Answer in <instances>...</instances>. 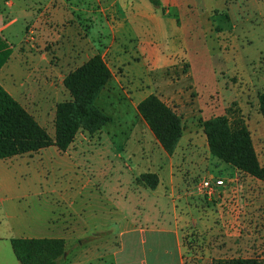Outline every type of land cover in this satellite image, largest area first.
Segmentation results:
<instances>
[{
	"label": "rangeland",
	"instance_id": "obj_1",
	"mask_svg": "<svg viewBox=\"0 0 264 264\" xmlns=\"http://www.w3.org/2000/svg\"><path fill=\"white\" fill-rule=\"evenodd\" d=\"M38 2L45 5L46 0ZM3 3L0 0V8H3ZM235 25L234 40L237 47L240 46L233 53L243 59L242 64L246 62L245 66L236 64L235 68L230 66L228 70L223 66L217 72L218 82L199 67L193 71L195 80H198L197 90L202 94L200 99L207 102V107L203 108L204 116L196 117L195 120L197 135L194 144L202 154L199 121L221 115L231 122L242 119L250 132L258 161L264 166V123L257 99L264 91V50L254 58L250 55L252 44L248 43L245 45L244 59V48L238 36L241 28L252 26L264 30V17L257 13L249 20ZM18 28L19 25H15L12 35L4 36L14 52L25 37L23 34L26 27L23 32L18 31ZM29 37L26 36L28 40L23 41L22 49L29 45ZM226 45V51L230 54L231 44ZM213 51L216 57V45ZM12 62H16V57ZM51 63H54L53 59ZM168 76L172 83L177 81L176 74L171 72ZM38 81V86H32L27 92L13 85V94L48 135L53 137L52 115L57 104L69 100V94L58 81L52 83L51 79L49 82L43 70L38 75ZM185 91L188 101L198 96L192 88ZM180 98L168 91L162 99L178 113ZM97 106L100 108L101 102ZM104 111L111 122L102 128V136L101 133L90 135L80 130L64 154H57L54 147H49L38 153L0 161V234L7 226L19 225L39 231L40 234L35 235L55 237L62 228H68L66 235H69L70 242L74 240L73 248L68 244L69 257L74 258L82 235L89 236L94 231L110 229L107 240H100L102 245L107 244L103 249L106 256H110L114 251L112 244L117 239L114 238L118 235L117 230L137 217L142 223L155 218V215L148 217V211L155 213L153 207L148 205V199H140L135 193L131 196L130 186H127L128 178L137 174L142 167L138 164V156H141L139 145L143 149L144 158L151 157L153 162L157 159V166L161 161L163 171L160 177H165V187L172 195L170 207L174 206L177 218L180 219L183 264H211L212 260L223 258H258L264 261L263 182L239 173L225 163H219L216 167L220 169L212 172L215 174L214 180L219 183H215L216 194L209 200L198 190L200 182L209 176L206 171H196L191 166L192 160L186 161L183 157V163L180 166L175 164L176 167L169 175L168 162L160 156L161 149L154 137L149 138L144 134L140 136L135 131L136 128L139 131L140 124L131 104L115 101L106 105ZM179 115L186 129L188 121L184 120V115ZM126 126L131 129L130 133L125 130ZM127 141L128 148L122 149L121 145L127 144ZM132 150H136L133 152L134 157L130 152ZM126 197L128 200L123 199ZM132 250L133 246L126 242L124 253L118 255L119 264ZM153 252L160 256L158 249H153ZM170 253L168 261L176 264L175 253ZM150 256L146 250L148 264ZM103 264H111V258H107Z\"/></svg>",
	"mask_w": 264,
	"mask_h": 264
},
{
	"label": "crops",
	"instance_id": "obj_2",
	"mask_svg": "<svg viewBox=\"0 0 264 264\" xmlns=\"http://www.w3.org/2000/svg\"><path fill=\"white\" fill-rule=\"evenodd\" d=\"M1 1L4 3L3 8H0V36L4 39V36H11L15 25H19L20 32L26 27L23 41L27 39L26 36H30L29 45L22 49V41L16 52L11 49L8 61L0 69V85L15 100L13 85L16 84L26 92L31 90L32 86H38V75L42 70L49 82L52 79V83L58 81L62 85L68 73L90 58L100 55L111 73V78L95 102L96 106L101 102V107L97 106L100 110L105 113L104 107L115 101L128 102L135 110L136 120L140 124L139 131L137 128L135 131L140 136L144 134L150 138L153 135L138 115L137 106L149 95H155L163 101L166 92L172 91L178 98L181 97V106L178 113L176 109L170 108L177 115H184L188 124L172 156H168L158 144L163 151L160 150V156L168 162L169 175L176 167L175 164L180 166L183 163V157L186 161L192 160L191 166L196 171H206L212 177L215 175L212 172L220 169L216 166L223 162L209 153L201 126L202 154L194 144L197 135L195 120L196 117L204 116L203 108L207 107V102L200 99L202 94L197 90L198 80H195L193 71L199 67L218 82L217 72L223 66L227 70L230 66L235 68L236 64L245 66L246 62L242 64L243 59L233 53L240 46L237 47L234 40L235 24L247 21L257 13L264 17V0H159L164 12L156 9L149 0H46L45 5L38 0ZM239 31L244 59L245 45L248 43L252 44V57L261 55L264 50V30L251 26ZM226 43L231 44L230 54L226 51ZM215 45L218 51L216 57L213 54ZM15 57L16 62L13 64L12 59ZM52 59L54 63H51ZM171 72L178 76L174 83L168 76ZM187 88L196 90V99L186 100ZM125 130L131 132L127 126ZM97 133L104 135L103 129ZM128 145L129 141L121 145V148H128ZM138 150L141 151L138 164L142 167L137 174L128 178L127 186H130L131 196L135 193L140 199H148V205L155 212L148 211V217L155 215V218L142 223L137 217L117 230L118 235L114 237L117 239L112 244L114 251L110 256L104 253L103 248L107 244L102 245L100 241L107 240L110 229L94 231L89 236L82 235L80 243L76 244L77 255L70 258L68 244L73 248L74 240L69 241L70 237L66 235L68 228H62L55 237H46L35 235L40 234L36 229L18 225L7 226L0 234V264H19L10 245V239L14 238L64 240L65 255L60 264H103L109 257L111 264H119L118 255L124 253L126 242L133 246V250L126 254V258H122L121 264H148L146 250L151 254L150 264H171L168 261L170 251L176 255V264H183L180 219L177 218L174 206L170 207L172 195L165 187V177H160L163 171L161 161L157 166V159L153 162L151 157L144 158L143 149L139 145ZM55 151L60 155L66 153L57 149ZM130 152L134 157L133 152L136 150ZM146 173L157 176L158 185L154 189L136 183V179ZM123 199L128 200L127 197ZM148 208L150 210V206ZM100 248L103 250L99 251ZM153 249H158L160 256H156Z\"/></svg>",
	"mask_w": 264,
	"mask_h": 264
},
{
	"label": "trees",
	"instance_id": "obj_3",
	"mask_svg": "<svg viewBox=\"0 0 264 264\" xmlns=\"http://www.w3.org/2000/svg\"><path fill=\"white\" fill-rule=\"evenodd\" d=\"M149 1L164 12L159 0ZM11 53L6 40L0 36V69ZM110 78V70L100 55L64 77L62 85L70 99L55 107L53 138L0 85V161L38 153L49 147L66 152L80 130L90 135L100 132L110 118L95 102ZM257 99L264 123V91ZM137 113L162 150L172 156L182 137V118L155 95L141 101ZM199 124L213 157L264 183V166L258 161L250 132L242 119L231 122L221 115L199 121ZM136 183L154 189L158 178L146 173L140 175ZM10 245L19 264H60L65 255L64 240L59 238H14L10 239ZM211 264H264V261L258 258L214 259Z\"/></svg>",
	"mask_w": 264,
	"mask_h": 264
},
{
	"label": "built area",
	"instance_id": "obj_4",
	"mask_svg": "<svg viewBox=\"0 0 264 264\" xmlns=\"http://www.w3.org/2000/svg\"><path fill=\"white\" fill-rule=\"evenodd\" d=\"M215 183L219 182L215 181L212 176H207L200 182L198 190L203 196L211 200L216 194Z\"/></svg>",
	"mask_w": 264,
	"mask_h": 264
}]
</instances>
